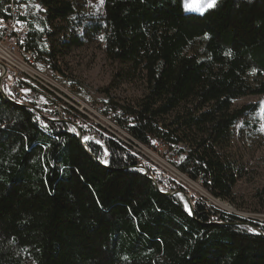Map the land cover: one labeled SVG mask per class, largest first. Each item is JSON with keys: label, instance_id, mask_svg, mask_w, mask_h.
<instances>
[{"label": "trees", "instance_id": "obj_1", "mask_svg": "<svg viewBox=\"0 0 264 264\" xmlns=\"http://www.w3.org/2000/svg\"><path fill=\"white\" fill-rule=\"evenodd\" d=\"M29 1L44 11L28 6L27 48L53 57L56 45L38 40L56 32L64 48L99 39L144 88L111 122L148 148L184 144L176 168L232 198L239 168L226 150L258 108L233 102L264 95V0H216L200 14L184 0H104L80 34L48 27L73 24L71 0ZM21 85L8 70L0 82V264H264V226L190 193L78 111L65 120L36 108L13 89Z\"/></svg>", "mask_w": 264, "mask_h": 264}, {"label": "rangeland", "instance_id": "obj_2", "mask_svg": "<svg viewBox=\"0 0 264 264\" xmlns=\"http://www.w3.org/2000/svg\"><path fill=\"white\" fill-rule=\"evenodd\" d=\"M71 1L75 9L71 19L73 24L55 21L48 25L51 31L68 27L70 31L80 34L85 24L102 18L104 0ZM208 3L209 0H184V10L200 14L210 8ZM28 6L32 13L39 16L44 11L32 1L28 2ZM34 28L41 31L36 22ZM63 41L62 32H56L52 38L38 40L39 45L47 49L51 44L56 45L57 52L53 57L39 54L38 62L32 65L33 70L30 69L31 74H37L36 80L26 75L21 76L20 80L12 74L16 81L22 83L13 89L24 100L33 103L36 108L60 112L65 120L78 111L86 117L89 128L99 132L105 129L129 148L133 149L134 145L137 148L134 151L144 160L177 183L185 185L190 193L223 212L245 219L253 225L264 226V95L246 96L233 102L236 109L246 104H257L258 108L241 117L233 128L226 153L239 168V176L233 187L232 198L217 199L200 186V179L192 181L176 168L182 160L179 150L186 149L184 144L158 147L152 139V146L148 148L111 122L110 117L116 114L117 106L132 105L143 95L144 88L140 80L124 77L125 65L109 61L99 39L70 48L62 47L60 42Z\"/></svg>", "mask_w": 264, "mask_h": 264}, {"label": "built area", "instance_id": "obj_3", "mask_svg": "<svg viewBox=\"0 0 264 264\" xmlns=\"http://www.w3.org/2000/svg\"><path fill=\"white\" fill-rule=\"evenodd\" d=\"M28 17V0H0V79L7 76V72L3 74L6 67L16 79L26 75L36 80L37 74H31L30 69L38 62V55L27 48ZM58 113L64 118L62 113ZM153 143L158 147L168 146L160 139H153ZM134 149L137 150L133 145Z\"/></svg>", "mask_w": 264, "mask_h": 264}, {"label": "water", "instance_id": "obj_4", "mask_svg": "<svg viewBox=\"0 0 264 264\" xmlns=\"http://www.w3.org/2000/svg\"><path fill=\"white\" fill-rule=\"evenodd\" d=\"M4 73H6V69L4 68V70H3V74ZM0 82H1V79H0ZM0 89H1V87H0ZM0 92H1V90H0ZM70 125H73V124H71L70 123ZM73 128H74V130H75V135L79 138V139H81V132H80V130L75 126V125H73ZM81 142L83 143L84 142V140L83 139H81ZM87 150V149H86ZM89 153V152H88ZM166 194H170V193H166ZM183 194V193H182ZM187 200H188V205H189V209H190V211H191V204H190V201H189V196H187ZM191 213H192V211H191Z\"/></svg>", "mask_w": 264, "mask_h": 264}, {"label": "snow or ice", "instance_id": "obj_5", "mask_svg": "<svg viewBox=\"0 0 264 264\" xmlns=\"http://www.w3.org/2000/svg\"><path fill=\"white\" fill-rule=\"evenodd\" d=\"M216 3V0H209L208 7H213ZM103 39V37H101Z\"/></svg>", "mask_w": 264, "mask_h": 264}, {"label": "bare ground", "instance_id": "obj_6", "mask_svg": "<svg viewBox=\"0 0 264 264\" xmlns=\"http://www.w3.org/2000/svg\"><path fill=\"white\" fill-rule=\"evenodd\" d=\"M6 69V67H4ZM1 70V69H0ZM8 69H6V72H7Z\"/></svg>", "mask_w": 264, "mask_h": 264}]
</instances>
